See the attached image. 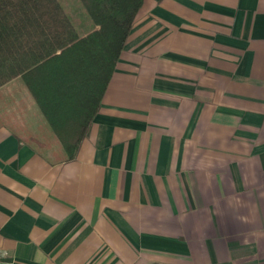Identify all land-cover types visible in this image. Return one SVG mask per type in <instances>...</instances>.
<instances>
[{
  "label": "crops",
  "instance_id": "crops-1",
  "mask_svg": "<svg viewBox=\"0 0 264 264\" xmlns=\"http://www.w3.org/2000/svg\"><path fill=\"white\" fill-rule=\"evenodd\" d=\"M20 81L0 264H264V0H144L72 160Z\"/></svg>",
  "mask_w": 264,
  "mask_h": 264
},
{
  "label": "trees",
  "instance_id": "trees-1",
  "mask_svg": "<svg viewBox=\"0 0 264 264\" xmlns=\"http://www.w3.org/2000/svg\"><path fill=\"white\" fill-rule=\"evenodd\" d=\"M144 0H0V89L21 79L72 160Z\"/></svg>",
  "mask_w": 264,
  "mask_h": 264
},
{
  "label": "rangeland",
  "instance_id": "rangeland-1",
  "mask_svg": "<svg viewBox=\"0 0 264 264\" xmlns=\"http://www.w3.org/2000/svg\"><path fill=\"white\" fill-rule=\"evenodd\" d=\"M20 84H16V86H15V88L17 87V88H26L27 89V87L26 86H23L24 84H22V82L20 81L19 82ZM4 98V97H3ZM5 100V99H4ZM31 120V119H30ZM34 121H37L38 119L37 118H35V119H33Z\"/></svg>",
  "mask_w": 264,
  "mask_h": 264
}]
</instances>
